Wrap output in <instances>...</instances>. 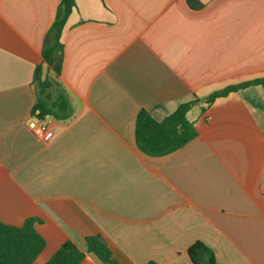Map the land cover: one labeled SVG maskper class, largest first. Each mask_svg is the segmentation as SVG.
<instances>
[{"label": "crops", "instance_id": "crops-1", "mask_svg": "<svg viewBox=\"0 0 264 264\" xmlns=\"http://www.w3.org/2000/svg\"><path fill=\"white\" fill-rule=\"evenodd\" d=\"M61 31L66 103L46 138L27 127L35 68L60 0H0V221L33 227L45 264L66 241L85 256L99 235L116 264H264V85L200 103L197 136L165 156L141 152L136 115L161 121L182 103L264 78V0H74Z\"/></svg>", "mask_w": 264, "mask_h": 264}, {"label": "trees", "instance_id": "trees-1", "mask_svg": "<svg viewBox=\"0 0 264 264\" xmlns=\"http://www.w3.org/2000/svg\"><path fill=\"white\" fill-rule=\"evenodd\" d=\"M189 8L197 10L202 7L198 0H186ZM75 6L74 0H60L56 17L45 37L41 57L46 64L49 76L42 78V65H37L33 83L37 89V100L31 114L38 110L41 116L58 118L66 109V103L48 104V89L56 84L60 76L63 58V45L60 40L65 21ZM250 85H264V78L232 85L223 90L211 93L205 98L195 97L180 104L174 112L156 121L144 109L136 115L134 139L138 149L149 156H165L180 149L197 136V130L187 119V113L200 103L211 104L216 98L245 88ZM34 218H26L21 226H12L0 221V264H32L45 247L44 239L35 231ZM86 252L93 253L102 262L116 264L105 240L99 236L85 238ZM192 264H216L210 248L200 241L193 242L187 249ZM85 252L78 249L71 241L64 242L45 264H80ZM148 264H155L149 262Z\"/></svg>", "mask_w": 264, "mask_h": 264}, {"label": "built area", "instance_id": "built-area-1", "mask_svg": "<svg viewBox=\"0 0 264 264\" xmlns=\"http://www.w3.org/2000/svg\"><path fill=\"white\" fill-rule=\"evenodd\" d=\"M50 124V116H41L39 111H34L27 121L28 129L38 138H46V130Z\"/></svg>", "mask_w": 264, "mask_h": 264}]
</instances>
